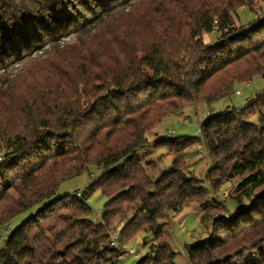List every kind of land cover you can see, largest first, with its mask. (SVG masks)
Returning a JSON list of instances; mask_svg holds the SVG:
<instances>
[{"label": "trees", "instance_id": "obj_1", "mask_svg": "<svg viewBox=\"0 0 264 264\" xmlns=\"http://www.w3.org/2000/svg\"><path fill=\"white\" fill-rule=\"evenodd\" d=\"M252 1L0 0V73L38 52L54 49L60 57L72 47L78 68H65L70 100L64 87L39 99H0V229L91 165L103 172L84 198L95 190L108 198L97 223L83 194L52 199L9 234L0 264H117L123 244L148 230L160 239V215L191 203L204 220L214 218L209 237L185 246L189 264H264V89L244 108L210 115L195 138L210 158L205 178L214 192L239 178L230 196L234 214L225 216V203L182 169L181 152L194 138L153 142L175 157L174 168L157 179L149 173L157 160L138 156L150 144L147 132L167 115L210 105L264 73V18L237 27L232 14ZM123 18L127 27L100 38L110 21ZM215 18L219 42L206 43ZM21 112L27 118L14 129ZM252 114L258 123L249 121ZM136 264L177 263L170 246L157 243Z\"/></svg>", "mask_w": 264, "mask_h": 264}, {"label": "rangeland", "instance_id": "obj_2", "mask_svg": "<svg viewBox=\"0 0 264 264\" xmlns=\"http://www.w3.org/2000/svg\"><path fill=\"white\" fill-rule=\"evenodd\" d=\"M235 25L237 27L243 24H248L254 19L261 20L264 18V0H253L251 4L246 5L232 13ZM126 18L118 21H110L106 27L103 28L101 39L108 36L109 28L114 30L127 27L123 24ZM115 22H118L117 24ZM116 24V25H115ZM214 24H217L215 18ZM115 25V26H114ZM109 30V31H108ZM105 32V33H104ZM107 34V35H106ZM138 31V35H139ZM147 36H150L147 34ZM220 33L218 30H213L212 33H204L203 40L206 43L215 44L219 42ZM100 39V40H101ZM99 40V39H97ZM71 43V40L66 41ZM136 44L142 42L139 36L135 39ZM135 45H132V48ZM74 48H69L68 51L59 57L54 53V49L48 50V53L43 51L34 54L32 57L24 60L21 63L14 64L0 73V99L7 97V94L32 96L34 99H39L40 96L56 94V90L64 87L70 88L67 72L76 71V61L70 60ZM66 52V53H65ZM62 61V69L58 65ZM66 68V69H65ZM62 71V72H61ZM77 76V75H76ZM264 89V73L257 74L252 80L243 83H236L234 85V93L230 96L223 97L217 101L207 105L202 103L198 106H188L183 111L167 115L153 129L147 132V138L150 144L144 150L138 152V156L144 161L157 160L156 168L150 171L153 179H157L166 172L174 168V155L169 153L167 147H155L153 142L162 139H177L184 136L192 138L200 137V126L210 115L217 114L221 111L232 108H244L251 99L261 90ZM65 96L70 100L72 99L71 89L65 90ZM49 97V96H48ZM93 98V97H92ZM90 98L92 101L94 99ZM6 109L2 110L4 113ZM264 111V110H263ZM16 114V113H15ZM4 115L0 114V121L4 120ZM16 117L12 120L14 129L17 125L22 124V120L26 117L23 112L17 113ZM27 118V117H26ZM258 114H252L249 121L258 123ZM4 120L3 122H5ZM173 131V134L169 132ZM5 133L3 128L0 127V134ZM196 140V139H195ZM2 153L0 154V162H2ZM182 164L181 167L188 176H193L204 181V187L209 191L212 200L217 202H224L226 209L224 215H232L238 210V206L233 204L230 196L234 193L235 186L239 178L236 177L229 182H224L214 192V189L208 179L205 178L207 170L210 168L211 161L205 150L203 143L200 140L194 141L182 150ZM103 172V168L91 165L88 171L83 174L66 179L62 181L52 196L41 202L33 205L32 207L17 213L10 217L4 227L0 229V249L5 247V241L9 234L19 226L28 217L34 215L40 208L45 206L54 198L62 197L65 195L73 196L83 194L86 204L91 209L89 218L94 222L101 221V213L107 201V197L101 190H95L84 198L89 184ZM211 200V201H212ZM215 202V201H214ZM132 214H129V216ZM204 213L199 208L198 204L191 203L182 207L179 212L165 211L158 219L163 223L165 234L160 239H155L151 231H143L130 241L123 244L124 253L121 255L117 264H136L137 258L150 250L153 244L165 243L170 246V249L175 252V261L177 264H189L185 246L194 244L210 236L212 231L213 217L207 220L203 219ZM123 223H116V226L111 233V239L116 238L114 246H120L119 231Z\"/></svg>", "mask_w": 264, "mask_h": 264}, {"label": "built area", "instance_id": "obj_3", "mask_svg": "<svg viewBox=\"0 0 264 264\" xmlns=\"http://www.w3.org/2000/svg\"><path fill=\"white\" fill-rule=\"evenodd\" d=\"M217 28H218V26H217V24H215V25H214V30H215V29L217 30ZM169 134H173V131L169 132ZM78 195H80V194H78ZM116 238H117V236H116V237L114 236V238L111 239V240H112V244L115 243Z\"/></svg>", "mask_w": 264, "mask_h": 264}]
</instances>
